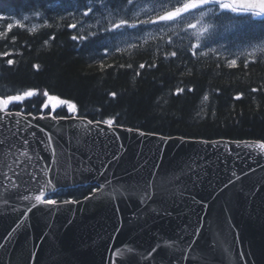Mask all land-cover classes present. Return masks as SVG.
Listing matches in <instances>:
<instances>
[{
	"label": "water",
	"instance_id": "95a60500",
	"mask_svg": "<svg viewBox=\"0 0 264 264\" xmlns=\"http://www.w3.org/2000/svg\"><path fill=\"white\" fill-rule=\"evenodd\" d=\"M23 114L34 126L17 135L16 147L0 165V171L9 176V180L0 177V264H112L113 260L117 264H264V154L257 150L249 158L237 147L257 140L163 136L116 124L111 130L99 125L103 131L93 124L85 135L82 125L90 120L86 117L83 121L72 116L52 120L40 119V114ZM8 119L11 123L7 127L16 131L19 117ZM31 132L35 137L29 135ZM49 135L55 158L45 147ZM25 138L29 145L23 144ZM214 142H221V146H214ZM224 143L231 146V154ZM20 152H27L32 162ZM190 160L207 162V167L195 186L188 183L184 195L167 200L157 195L147 206H141L138 197L110 200L98 194L95 200L84 201V196L75 199L82 203L59 209L39 205L22 227L12 232L25 206H30L16 196L39 191L36 182L12 189L10 180L17 179L16 172L22 173L23 181L29 179L28 172L40 173L41 168H47L46 178L56 189L86 184L99 187L106 180L128 185L150 178L153 171L166 176ZM233 171L247 175L221 191ZM38 178L41 182L45 179L43 174ZM196 228L202 231L195 245L188 248ZM9 232L11 237L5 239ZM181 238L178 247L163 243ZM158 243L161 247L148 256ZM128 247L133 251H124ZM116 249L124 255L113 257Z\"/></svg>",
	"mask_w": 264,
	"mask_h": 264
},
{
	"label": "trees",
	"instance_id": "16d2710c",
	"mask_svg": "<svg viewBox=\"0 0 264 264\" xmlns=\"http://www.w3.org/2000/svg\"><path fill=\"white\" fill-rule=\"evenodd\" d=\"M158 2L105 0L101 9L99 0H0V16L5 17L0 32L14 24L0 36V96L36 90L9 110L41 113L47 91L74 103L77 114L90 120L114 118L117 125L163 136L264 141V21L238 17L237 27H230L232 14H226L212 39L199 37V27L187 29L183 23L139 24L163 14L153 9ZM93 4L94 11L85 17ZM121 19L137 22V28L106 31ZM17 21L23 27L15 26ZM73 35L88 38L72 40ZM205 43L189 51L192 44ZM240 44L256 45L255 50L239 49ZM209 47L216 51L208 52ZM172 51L176 57L169 55ZM201 51L208 54L201 56ZM230 59L237 60L236 67L227 66ZM178 88L183 92L176 94ZM51 111L49 106L43 113ZM69 114L66 106L55 111ZM93 188L59 189V195L48 197L79 199Z\"/></svg>",
	"mask_w": 264,
	"mask_h": 264
},
{
	"label": "snow or ice",
	"instance_id": "6c2138e0",
	"mask_svg": "<svg viewBox=\"0 0 264 264\" xmlns=\"http://www.w3.org/2000/svg\"><path fill=\"white\" fill-rule=\"evenodd\" d=\"M129 5L133 4V0H127ZM100 8L105 7V0H99ZM95 4L89 6L87 11L83 13L85 17H88L91 12L94 11ZM159 9L162 11L163 14H157L154 19H146L142 21H138L139 24L142 25H154L159 26L161 22H174L179 26V24L183 23L186 25L187 29H196L200 28V32L198 34L199 37H204L207 35V39H212L216 34V29L220 26L218 21L225 18L226 14H232L230 27H237V20L238 17H246L251 18L253 20L260 19L264 21V0H159L157 4L153 5V9ZM37 16L40 15L39 12L36 13ZM5 17L0 16V20H4ZM25 20L28 19L27 16L24 17ZM195 21V22H193ZM15 26L23 27L19 21L16 22ZM45 26H47V21H45ZM14 27L13 23L7 24V27L4 32H0V36H6L7 32L10 31ZM69 28H76L77 25L69 24ZM124 28L136 29L137 22L130 23L127 19H121L118 23H113L111 28L107 29L108 32L119 31ZM36 29H30V31H35ZM94 33H88V36H93ZM88 37L86 36H79L73 35L71 37L72 40H85ZM15 37H13V40ZM47 43V41H45ZM201 47H207V44H192L189 51L192 49H197ZM216 49L208 48V52H215ZM261 52H264V47L260 48ZM208 52L201 51L199 55L205 56ZM4 55H8V53H4ZM172 57L177 56L176 51H172L170 54ZM192 55L195 56L197 53L195 51L192 52ZM9 65L13 64V60L9 59L7 61ZM248 62L245 61V67H247ZM131 67V65H128ZM227 66L229 68H234L237 66L236 59H230L227 61ZM35 67V66H34ZM103 67V65H101ZM141 69L145 67L144 64H140L139 66ZM151 67H156L155 64H152ZM219 67V65H217ZM137 75L140 73L137 72ZM188 91H192V89H188ZM253 92L257 91V89H252ZM183 92V89H177L176 94ZM36 94V90H27L17 95H8L6 97H0V165H4L5 160L7 158V154L12 151L13 148L16 147L15 138L20 132L26 131L27 129L33 127L31 121L27 120V118L23 114V109L12 113L9 111V105L13 103H22L25 99L32 97ZM113 97L116 95L115 93H111ZM44 96L48 98L43 105H41V115L40 119L50 118L52 120H61L65 119V117H59L55 115V111L58 107L66 106L68 112L71 114L73 119H80L85 120L84 117L77 116V106L68 101V100H60L55 96H50L47 91L44 92ZM241 94L236 96V99H240ZM205 100L208 99V96L205 95ZM48 101H52L51 105H49ZM51 106L52 111L48 113V116L45 117L43 115L44 109ZM19 117L15 121V128L16 131H12L10 127H7L8 124L11 122L9 121V117L12 116ZM31 116V113H28ZM36 117H33V120ZM116 121L114 118H106L102 121H91L86 120V124L82 125L84 134L86 135L91 131V126L95 124V126L99 129V125L103 124L107 129H113ZM103 131V129H99ZM132 131V129H128ZM43 131V129H41ZM138 131V130H137ZM7 132V134H6ZM30 136L35 137V133H29ZM143 135V133H141ZM9 137L12 139L10 140ZM29 139H23L24 145H29ZM214 146L220 147L221 142H214ZM228 149L229 154L232 152V148L227 143L222 145ZM46 149H51L52 156L55 158L57 155L55 148L53 147V140L49 135L47 141L45 142ZM237 147L241 148L245 151V153L252 157L254 153L259 151V154H264V141L257 140V141H246L241 142L237 145ZM28 155L27 152H20V156ZM239 155V154H238ZM118 157H114L117 159ZM28 160L31 163L32 157L28 155ZM18 163L19 161H15ZM55 162V160L53 161ZM9 170H11V166H8ZM106 167V166H105ZM207 167V162L201 163L198 160H190L187 162L181 169L178 171H174L172 173L167 174L166 176L158 175L157 171H153L150 174V178H141V180L134 181L131 184H113L111 180H106L105 183L100 184L99 187H94L92 192L89 193L88 196H85L83 199L84 201L95 200L97 199V194L100 198L110 199V200H119L120 198H131V197H138L141 206H147L151 201L154 200L155 196H160L162 200L167 199H174L177 195H184L187 192L188 183L191 182L193 186L201 179L202 173H204ZM254 171V170H252ZM47 168H41L40 173L28 172V180H21L22 173L16 172L14 175L17 177L15 180H10L12 189H19L21 184L29 185L30 182H36L38 186V194H18L16 196L17 199L21 201H28L30 206H25L26 210L24 211L23 217L17 221L15 227L12 229V232H15L17 229L21 228L24 220L29 216L31 211L38 207L39 205H49L54 206L55 208L59 209L62 205L68 204H79L82 203L81 201L69 198L67 200H58L53 198H46L50 195H59L57 189L52 180L47 179ZM40 174H43L45 179L43 182L38 178ZM103 175V172L101 173ZM242 175H247V173L237 174L235 171L231 173V178L228 179L227 183L223 185V189L228 188L230 185H234L236 181L241 179ZM0 177L4 180H9V176L7 173L0 171ZM6 191L10 192L7 189V185L4 186ZM29 191L28 188H25V192ZM35 201V203H31V201ZM5 203H8V200H4ZM195 202V201H194ZM202 203V202H201ZM204 207L207 208V204L204 203ZM16 209H13L15 211ZM202 231L201 228H196L195 233L196 236L192 239L191 242H187V247L192 248L196 240L199 237L200 232ZM12 232L8 233V236L5 239L11 237ZM181 240L176 241H167L165 240L163 243L168 245L169 247H178L181 243ZM161 247V244H157L156 247H153L151 251L148 253V256H152L153 253H156L157 250ZM124 251L131 252L133 249L128 247L124 249ZM124 251L121 249H116L115 252H112L111 255L113 257L123 256ZM188 257L186 256L185 259ZM243 259V254L241 256ZM112 264H117L116 260H113Z\"/></svg>",
	"mask_w": 264,
	"mask_h": 264
},
{
	"label": "rangeland",
	"instance_id": "374dc122",
	"mask_svg": "<svg viewBox=\"0 0 264 264\" xmlns=\"http://www.w3.org/2000/svg\"><path fill=\"white\" fill-rule=\"evenodd\" d=\"M255 46L256 45H253L252 48L249 49L247 45H241L240 44V46H239L240 48L239 49H245V50H248V51H253V50H255ZM51 103H52V101H49L50 105H51Z\"/></svg>",
	"mask_w": 264,
	"mask_h": 264
},
{
	"label": "bare ground",
	"instance_id": "6f19581e",
	"mask_svg": "<svg viewBox=\"0 0 264 264\" xmlns=\"http://www.w3.org/2000/svg\"><path fill=\"white\" fill-rule=\"evenodd\" d=\"M74 188V187H73ZM64 197V196H63ZM67 198V197H66ZM69 198H71V197H69Z\"/></svg>",
	"mask_w": 264,
	"mask_h": 264
}]
</instances>
